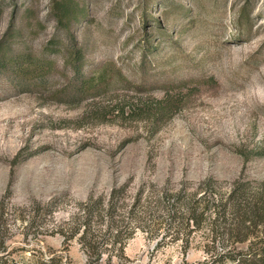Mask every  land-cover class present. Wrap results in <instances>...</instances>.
<instances>
[{
	"label": "rangeland",
	"instance_id": "obj_1",
	"mask_svg": "<svg viewBox=\"0 0 264 264\" xmlns=\"http://www.w3.org/2000/svg\"><path fill=\"white\" fill-rule=\"evenodd\" d=\"M59 1L0 0V264H92L65 227L113 191L95 264H203L160 197L264 182V0H73L69 27Z\"/></svg>",
	"mask_w": 264,
	"mask_h": 264
},
{
	"label": "trees",
	"instance_id": "obj_2",
	"mask_svg": "<svg viewBox=\"0 0 264 264\" xmlns=\"http://www.w3.org/2000/svg\"><path fill=\"white\" fill-rule=\"evenodd\" d=\"M76 3L73 0H60L55 6L54 14L59 27H69L70 23L77 19ZM171 101V100H170ZM173 102L164 98L157 102L158 111H170ZM219 183L213 178H205L197 186L198 193L196 199H187L179 195H166L160 197V202L166 203V218L169 226L178 221L182 226L189 227L191 231H201L206 242L205 251L207 256L203 264H264V182L252 185L249 181H244L243 177H238L231 182L230 186L223 192L217 189ZM115 191L105 201L103 198H89L87 202L78 203V211L72 225H66V230L72 231L70 238L78 235V239L92 258L90 263H97L101 259L102 251L97 249L96 238H107L112 244H119L123 247L120 235L121 226L93 228L95 219L107 215L109 219H114L113 209L115 206ZM176 196V197H175ZM173 200L181 201L179 207L188 211V216L183 217L175 210ZM176 201V202H177ZM183 201V202H182ZM157 202L159 200L157 199ZM178 203V202H177ZM178 218L175 219V218ZM185 219V222L181 220ZM102 231L104 233H102ZM101 243H106L100 238ZM244 250H238V244H245ZM210 244V246H209ZM221 247L220 252H214L216 246ZM104 250V249H102ZM213 251V252H212ZM43 264H60L54 256L42 260Z\"/></svg>",
	"mask_w": 264,
	"mask_h": 264
}]
</instances>
